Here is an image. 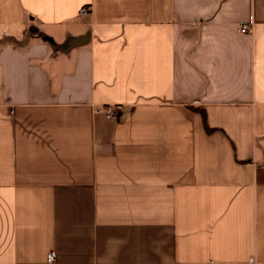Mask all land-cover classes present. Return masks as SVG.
I'll return each mask as SVG.
<instances>
[{"label": "crops", "instance_id": "crops-1", "mask_svg": "<svg viewBox=\"0 0 264 264\" xmlns=\"http://www.w3.org/2000/svg\"><path fill=\"white\" fill-rule=\"evenodd\" d=\"M49 252L264 264V0H0V264Z\"/></svg>", "mask_w": 264, "mask_h": 264}, {"label": "built area", "instance_id": "built-area-1", "mask_svg": "<svg viewBox=\"0 0 264 264\" xmlns=\"http://www.w3.org/2000/svg\"><path fill=\"white\" fill-rule=\"evenodd\" d=\"M88 12H89V9L84 8L81 13L87 14ZM242 31L247 32L248 31L247 27L246 26L243 27ZM95 112L97 114L102 112L107 118L112 119V120H118L120 116V112H118L116 106H107L104 109L96 108ZM55 259H56V254L54 252H49L47 256L48 264H53L55 262ZM246 264H259V262L255 258H250Z\"/></svg>", "mask_w": 264, "mask_h": 264}, {"label": "trees", "instance_id": "trees-1", "mask_svg": "<svg viewBox=\"0 0 264 264\" xmlns=\"http://www.w3.org/2000/svg\"><path fill=\"white\" fill-rule=\"evenodd\" d=\"M203 113H204V112H203ZM204 118H205V116H204ZM207 130H208V131H211L209 128H207Z\"/></svg>", "mask_w": 264, "mask_h": 264}]
</instances>
